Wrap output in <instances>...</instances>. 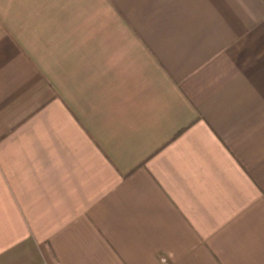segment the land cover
<instances>
[{
    "label": "crops",
    "instance_id": "crops-1",
    "mask_svg": "<svg viewBox=\"0 0 264 264\" xmlns=\"http://www.w3.org/2000/svg\"><path fill=\"white\" fill-rule=\"evenodd\" d=\"M0 264H264V0H0Z\"/></svg>",
    "mask_w": 264,
    "mask_h": 264
},
{
    "label": "built area",
    "instance_id": "built-area-1",
    "mask_svg": "<svg viewBox=\"0 0 264 264\" xmlns=\"http://www.w3.org/2000/svg\"><path fill=\"white\" fill-rule=\"evenodd\" d=\"M162 262H166L164 259H162Z\"/></svg>",
    "mask_w": 264,
    "mask_h": 264
}]
</instances>
